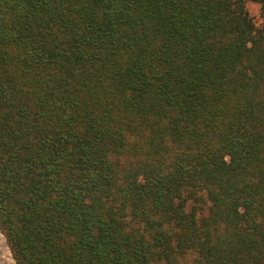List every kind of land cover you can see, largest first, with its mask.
Instances as JSON below:
<instances>
[{"label": "trees", "instance_id": "16d2710c", "mask_svg": "<svg viewBox=\"0 0 264 264\" xmlns=\"http://www.w3.org/2000/svg\"><path fill=\"white\" fill-rule=\"evenodd\" d=\"M0 233L14 264H264V0H0Z\"/></svg>", "mask_w": 264, "mask_h": 264}, {"label": "rangeland", "instance_id": "374dc122", "mask_svg": "<svg viewBox=\"0 0 264 264\" xmlns=\"http://www.w3.org/2000/svg\"><path fill=\"white\" fill-rule=\"evenodd\" d=\"M247 9L257 25H260L262 18L260 17L259 5L254 2H249L247 4ZM0 264H14L11 258L10 252L5 243L4 237L0 233Z\"/></svg>", "mask_w": 264, "mask_h": 264}]
</instances>
